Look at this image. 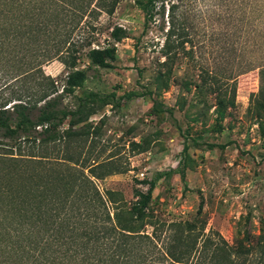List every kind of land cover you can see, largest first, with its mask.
Listing matches in <instances>:
<instances>
[{
	"label": "rangeland",
	"instance_id": "374dc122",
	"mask_svg": "<svg viewBox=\"0 0 264 264\" xmlns=\"http://www.w3.org/2000/svg\"><path fill=\"white\" fill-rule=\"evenodd\" d=\"M174 1L189 34L191 58L164 66L163 33L156 26L143 32V14L134 0H119L110 16L83 19L71 40L77 45L88 36L92 47L114 44L117 61L112 69H101L81 57L77 65L86 70L87 80L62 99L59 109L75 110L89 92L100 98L114 95V101H87L94 113L76 127L83 132L76 143L33 151L56 161L71 156L85 174L97 165L98 174L122 172L92 178L104 198L106 191L114 192L112 203L104 200L110 215L119 212L122 221L135 190L147 191L139 182L170 173L152 192L150 205L158 217L196 218V232H218L228 243L245 246L250 236L256 245L264 237V107L259 96L264 91V0ZM115 26L129 34L116 44L109 35ZM42 69L61 91L68 72L61 60ZM39 83L35 79L29 85ZM221 96L233 102L222 112L216 105ZM154 102L172 114L156 113ZM69 167L55 168L67 172Z\"/></svg>",
	"mask_w": 264,
	"mask_h": 264
},
{
	"label": "trees",
	"instance_id": "16d2710c",
	"mask_svg": "<svg viewBox=\"0 0 264 264\" xmlns=\"http://www.w3.org/2000/svg\"><path fill=\"white\" fill-rule=\"evenodd\" d=\"M118 3L0 0V264H264V237L256 245L250 243V236L246 246L241 241L230 244L218 232H196V218L169 221L158 217L150 205L152 192L156 182L170 173L139 182L148 186L147 191L135 190L128 218L122 221L119 212L110 215L104 200L112 203L114 192L106 191L104 198L92 180L122 172L98 174L97 165L85 174L77 170L78 160L71 156L56 161L33 151L71 140L76 143L75 137L83 136L76 127L94 113L87 101L113 103L114 95L100 98L89 92L75 110L59 109L62 99L87 80L86 70L77 65L81 57L89 66L115 67L114 44L92 47L86 36L76 45L71 35L89 16L112 15ZM175 3L134 0L143 14V32L156 26L163 33L162 66L191 58L189 34ZM109 35L115 44L129 37L119 26ZM54 59L68 70L61 91L42 69ZM35 79L41 80L36 88L29 85ZM259 96L264 107V91ZM232 104L224 96L216 101L220 112ZM153 110L172 114L171 108L156 102ZM24 149L33 152L22 154ZM58 166H70L69 172Z\"/></svg>",
	"mask_w": 264,
	"mask_h": 264
}]
</instances>
